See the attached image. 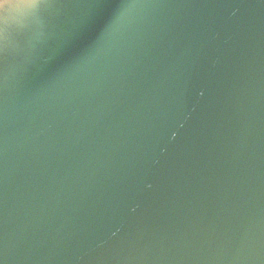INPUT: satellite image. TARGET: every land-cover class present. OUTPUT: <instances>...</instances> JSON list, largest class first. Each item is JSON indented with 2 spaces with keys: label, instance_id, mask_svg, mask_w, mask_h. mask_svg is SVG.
Listing matches in <instances>:
<instances>
[{
  "label": "water",
  "instance_id": "1",
  "mask_svg": "<svg viewBox=\"0 0 264 264\" xmlns=\"http://www.w3.org/2000/svg\"><path fill=\"white\" fill-rule=\"evenodd\" d=\"M0 264H264V0L0 18Z\"/></svg>",
  "mask_w": 264,
  "mask_h": 264
},
{
  "label": "clouds",
  "instance_id": "2",
  "mask_svg": "<svg viewBox=\"0 0 264 264\" xmlns=\"http://www.w3.org/2000/svg\"><path fill=\"white\" fill-rule=\"evenodd\" d=\"M40 0H6L0 7V18L8 13H16L20 16H26L39 6Z\"/></svg>",
  "mask_w": 264,
  "mask_h": 264
}]
</instances>
